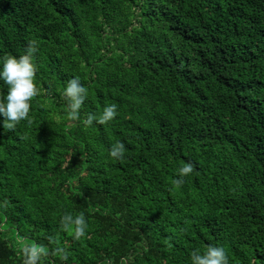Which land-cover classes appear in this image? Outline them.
Instances as JSON below:
<instances>
[{"label": "trees", "instance_id": "16d2710c", "mask_svg": "<svg viewBox=\"0 0 264 264\" xmlns=\"http://www.w3.org/2000/svg\"><path fill=\"white\" fill-rule=\"evenodd\" d=\"M30 43L38 93L0 117V264L31 244L38 264H190L209 245L264 264V0H0V57Z\"/></svg>", "mask_w": 264, "mask_h": 264}, {"label": "clouds", "instance_id": "9594fccd", "mask_svg": "<svg viewBox=\"0 0 264 264\" xmlns=\"http://www.w3.org/2000/svg\"><path fill=\"white\" fill-rule=\"evenodd\" d=\"M35 47L30 43L24 55H7L0 57V81L6 86V92L0 94V117L3 125L8 123L9 127L25 120L30 112V101L37 95L38 89L34 83L35 65L32 53ZM63 95L67 101V108L71 119L79 118L81 108L87 92L78 78L70 79L63 89ZM116 104H107L103 107L98 117L89 114L83 121L84 125H91L94 121L105 123L117 115ZM124 153V145L117 141L109 150V156L121 159ZM193 171V165L186 162L179 168L180 176H185ZM179 182V181H177ZM62 222L71 223L74 226V237L79 238L85 234L87 227L83 214L75 217L65 215ZM23 264H38L43 253V248L35 244L26 245L23 249ZM190 264H229L228 256L222 246L209 245L203 252L194 250L190 257ZM123 264V261H122Z\"/></svg>", "mask_w": 264, "mask_h": 264}]
</instances>
